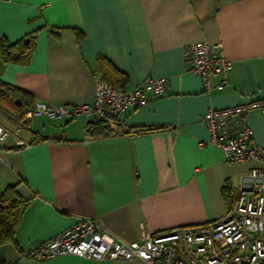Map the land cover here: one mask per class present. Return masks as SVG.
<instances>
[{
    "label": "crops",
    "instance_id": "obj_1",
    "mask_svg": "<svg viewBox=\"0 0 264 264\" xmlns=\"http://www.w3.org/2000/svg\"><path fill=\"white\" fill-rule=\"evenodd\" d=\"M30 35L26 62L15 61V51L9 59L0 53V84L23 97L20 108L19 100L0 98L11 111L0 106V123L29 144L0 148V192L13 186L28 201L13 242L0 245V262L146 264L75 255L21 260L20 250L79 219L129 242L227 213L258 164L224 160L201 117L264 101V0H0V39ZM201 41L220 43L231 62L224 88L209 94L185 59V48ZM106 63L126 77L118 90L156 78L167 79V90L96 128L83 115H29L38 100L92 103L96 73L107 83L117 79ZM246 120L254 140L264 142V113L251 109Z\"/></svg>",
    "mask_w": 264,
    "mask_h": 264
},
{
    "label": "built area",
    "instance_id": "obj_2",
    "mask_svg": "<svg viewBox=\"0 0 264 264\" xmlns=\"http://www.w3.org/2000/svg\"><path fill=\"white\" fill-rule=\"evenodd\" d=\"M185 59L189 69L200 78L204 92L224 88L231 62L224 57L220 43H192L185 48ZM94 77L92 103L53 106L38 100L29 115L67 120L83 115L87 120L115 121L129 107L142 106L167 90L166 78L147 79L133 89L118 90L98 75ZM214 77L219 79L215 84ZM251 109L264 113V101L209 109L201 117L209 142L221 149L224 160H250L258 164L248 171L222 218L175 227L165 233L145 234L129 242L115 240L91 219H79L51 239L22 248L20 259L43 261L75 255L94 261L141 259L146 264H264V142L257 143L253 138L246 120ZM26 147L29 144L17 132L0 123V148Z\"/></svg>",
    "mask_w": 264,
    "mask_h": 264
},
{
    "label": "trees",
    "instance_id": "obj_3",
    "mask_svg": "<svg viewBox=\"0 0 264 264\" xmlns=\"http://www.w3.org/2000/svg\"><path fill=\"white\" fill-rule=\"evenodd\" d=\"M78 35L79 38H81L80 33H78ZM26 39H28V42H26ZM33 41L34 38L32 35L28 36L27 38L20 39L14 43H8V41H6L5 39H0V53L4 59H9L11 57V54L15 51L17 53L15 61L21 63L26 62L33 49ZM100 60L98 62L99 65H103L102 60L101 63ZM106 65L114 69L109 63H106ZM116 72L117 79L115 80V83L110 82L109 84H111L115 88H118L117 85H123L126 77L124 74L118 71ZM99 75L100 78L106 82L105 75L101 74L100 71L98 76ZM0 98L11 101L19 100L21 102L19 108L23 103V97L20 89L16 87H5V85L3 84H0ZM107 122L109 121L91 119L88 124H94V128H96L98 124ZM27 205L28 201L21 198L17 193L15 187L13 186L5 187L0 192V245L8 242H13L16 227L18 226Z\"/></svg>",
    "mask_w": 264,
    "mask_h": 264
},
{
    "label": "rangeland",
    "instance_id": "obj_4",
    "mask_svg": "<svg viewBox=\"0 0 264 264\" xmlns=\"http://www.w3.org/2000/svg\"><path fill=\"white\" fill-rule=\"evenodd\" d=\"M0 106H2L4 109H6L7 113H9V114L11 113L10 109L8 108V105L5 102L1 103Z\"/></svg>",
    "mask_w": 264,
    "mask_h": 264
},
{
    "label": "water",
    "instance_id": "obj_5",
    "mask_svg": "<svg viewBox=\"0 0 264 264\" xmlns=\"http://www.w3.org/2000/svg\"><path fill=\"white\" fill-rule=\"evenodd\" d=\"M28 40H26V42H27Z\"/></svg>",
    "mask_w": 264,
    "mask_h": 264
}]
</instances>
